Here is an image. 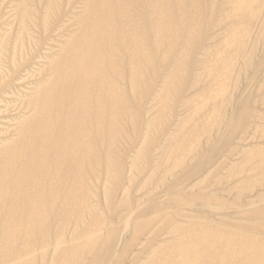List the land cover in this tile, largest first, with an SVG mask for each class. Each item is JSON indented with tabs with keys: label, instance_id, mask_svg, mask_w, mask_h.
<instances>
[{
	"label": "rangeland",
	"instance_id": "374dc122",
	"mask_svg": "<svg viewBox=\"0 0 264 264\" xmlns=\"http://www.w3.org/2000/svg\"><path fill=\"white\" fill-rule=\"evenodd\" d=\"M90 1L0 0V176L44 152L26 126L55 102L43 91L65 82ZM108 7L117 132L59 176L0 179V209L22 204L0 215V264H264V0Z\"/></svg>",
	"mask_w": 264,
	"mask_h": 264
},
{
	"label": "bare ground",
	"instance_id": "6f19581e",
	"mask_svg": "<svg viewBox=\"0 0 264 264\" xmlns=\"http://www.w3.org/2000/svg\"><path fill=\"white\" fill-rule=\"evenodd\" d=\"M174 1L182 2L183 0H174ZM90 3H92V5L87 10L89 11V14L87 13L88 21L86 22L85 32L83 36H81L80 42H78L79 43L78 47L75 49L73 48V53L71 55V58H69L67 61V69L65 73H63L65 76L64 77L65 82H63L60 85L56 84L55 86L50 87L49 89H45V91H43V96L46 99H53L55 100V102L52 104L49 103L48 105H46L45 109L42 110L41 113H38L37 115H35L33 122L30 125L26 126V129H27L26 131L32 132L31 134L33 135L32 139H33L35 148L38 147L42 149L44 152L42 153V155L38 153L40 156H37V152L35 151L33 152L36 154H34L31 151H30V154L26 153L27 151L24 152L27 155L26 157H28L27 160L25 161L28 163L22 164L21 162L26 157L21 159L20 162L18 161L19 163L17 161L16 162L18 163V167L19 165H22V166L25 165V168H29L28 170L29 172H25V175L23 174L24 177L21 178V180H19L20 179L19 176H15V174L14 175L8 174L7 172L8 170H7L6 172L8 175L0 176V179L4 181H8L7 184L11 182H15V180L19 178L18 180L21 183L23 182L24 184V182H26L28 184L32 182L31 185H33L36 183L37 181L36 179H38L39 176H42V174L43 176L49 175L50 173L52 175V172H56V171H57V176H59L61 174H59L58 171H60L61 173L64 171H68V168L71 164V163L69 164L70 160L68 161V163L66 162H65L66 164L64 163L67 157L69 158L72 157V160H75L76 164L77 163L79 164V162L77 161L85 162L87 159L90 158L89 155H91L95 151V149L98 148L102 144L101 137H100L101 131H103L104 129L108 130L107 135H108L109 140L112 139L117 132L116 130L117 125L113 118L115 116L114 110L116 106V98L120 96V90L114 89L110 85H108L107 76L111 72H113V69L110 65V58L113 53L112 47L120 39L119 38L120 36L118 32L116 31L117 29L113 25L114 21L116 22V17L114 14L111 13L108 7L111 3V0L109 2H105L104 0H97L95 1V3L92 1H90ZM159 6H160L161 14L168 13L171 8L170 5L168 6V5L162 4ZM174 24L177 26L176 23H171V25H174ZM161 25L165 26L164 23H161ZM148 28H151V27H149V25H146L145 29L148 30ZM159 35H163V34L161 33ZM92 60L94 62H92ZM132 75H133L132 78L134 80V84H136V79L138 77L137 71L133 70ZM107 111L110 112L111 116H110L109 122L104 123L103 121L104 114L107 113ZM21 139L22 137L20 138V141ZM34 145H32L33 148H34ZM26 146L28 147V144ZM33 148H31V150H33ZM12 149H14L13 146H11L10 150L12 151ZM6 150H8V148ZM10 150H8V152ZM15 150L17 151V149ZM35 150L38 151L39 149H35ZM75 150L88 151L89 154L85 153V155L77 156V154H75ZM15 156L17 157H13V159L16 158L18 160L20 159L21 154L20 156L18 155H15ZM61 160L65 164L64 165L62 163L64 166H59ZM75 162L73 161L74 164ZM38 163L39 165L40 164L42 165V163L44 165L52 164L51 168L54 167L53 165H56L57 163L59 164L56 165L55 168H53V170L55 171H52V169L50 168L49 169L51 170V172L47 170H40V169H38L40 171L36 169L34 171V168H33L35 167L34 164L37 165ZM44 165H42V167L45 168L46 166ZM66 165H68V168H65L67 167ZM3 169L5 168L3 167L2 170L0 171L3 172ZM12 170H14V168H12ZM17 170L18 169L16 168V171ZM16 171L14 173L18 174ZM20 172H21V169H20ZM76 172L77 170L75 171V173ZM21 173L19 175H21ZM71 173L69 172V174ZM54 174L51 177L53 176L55 177ZM50 179L51 178H49L48 182H52L50 181ZM0 182H1L0 184H2V181ZM45 186L48 187V183L47 185L45 184ZM28 187H29V184H28ZM52 188L53 187L51 185V189ZM75 193H77V191ZM8 194H6V197L5 196L3 197V195L1 194L4 203L6 202L7 198H9ZM34 196H35V193H34ZM23 197L25 198V196ZM24 200L25 199H23V201ZM8 204H7V207L5 206V207H2V209H0V215L2 213H5L6 211H9L11 217L18 214L17 211L19 208L16 206L22 205V204L21 203L17 205L15 204L14 206L13 205L9 206ZM23 207L24 206H21L20 208L22 209ZM29 211L31 212V209ZM20 212H22L23 214L29 213L27 212V209L26 210L23 209ZM34 212H36L35 207L33 209L32 214ZM2 224H4V222H2ZM11 238L12 237L10 235H7V234L2 235V239L4 243H9L11 241ZM1 255H2L1 258L3 260H6L11 257L9 253L6 251H3ZM196 256L199 257L201 256V254L196 253Z\"/></svg>",
	"mask_w": 264,
	"mask_h": 264
}]
</instances>
